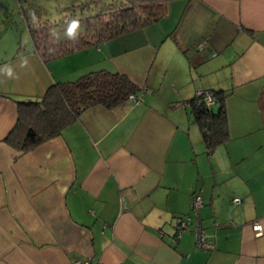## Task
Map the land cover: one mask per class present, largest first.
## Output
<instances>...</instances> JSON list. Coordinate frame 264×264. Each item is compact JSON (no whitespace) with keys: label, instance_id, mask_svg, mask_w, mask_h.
I'll return each instance as SVG.
<instances>
[{"label":"crops","instance_id":"obj_1","mask_svg":"<svg viewBox=\"0 0 264 264\" xmlns=\"http://www.w3.org/2000/svg\"><path fill=\"white\" fill-rule=\"evenodd\" d=\"M99 69L127 74L139 99L89 107L22 153L3 141L16 100ZM207 88L222 90L229 133L211 152L188 106ZM194 194L207 247L192 225L173 238ZM76 261L264 264V0H167L143 28L52 60L0 59V264Z\"/></svg>","mask_w":264,"mask_h":264},{"label":"trees","instance_id":"obj_2","mask_svg":"<svg viewBox=\"0 0 264 264\" xmlns=\"http://www.w3.org/2000/svg\"><path fill=\"white\" fill-rule=\"evenodd\" d=\"M25 12V11H24ZM167 13V0H108L100 5L96 19L86 20L85 32L62 37L57 42L33 26L31 17L24 19L34 41L35 49L44 60H52L102 40L143 28L158 22ZM141 86L127 74L106 69L88 71L74 80L51 83L37 98L16 100L18 118L3 138L18 153L58 135L87 108L100 105L110 108L137 95ZM216 108L203 100V94L188 99V106L201 132L206 151L228 139L226 111L222 90L209 89Z\"/></svg>","mask_w":264,"mask_h":264},{"label":"rangeland","instance_id":"obj_3","mask_svg":"<svg viewBox=\"0 0 264 264\" xmlns=\"http://www.w3.org/2000/svg\"><path fill=\"white\" fill-rule=\"evenodd\" d=\"M108 0H0V59H10L12 56L35 49L34 41L24 19V13L31 17L30 22L40 33L48 32L57 42L62 37L85 32L86 20L96 19L98 8ZM25 11V12H24ZM74 21L80 24L75 34H70ZM55 59V58H54ZM59 59L55 62H58ZM54 71H58L56 63ZM49 65L50 67H52ZM55 66V68H54ZM213 109L216 104H213ZM185 115V110L182 111ZM187 112V110H186ZM190 112L188 113V115ZM190 116V115H189ZM196 123L192 129L199 134ZM192 135V130H191Z\"/></svg>","mask_w":264,"mask_h":264},{"label":"built area","instance_id":"obj_4","mask_svg":"<svg viewBox=\"0 0 264 264\" xmlns=\"http://www.w3.org/2000/svg\"><path fill=\"white\" fill-rule=\"evenodd\" d=\"M201 46H202V43H199L198 47H201ZM196 94H203V100L208 105L214 103L213 96L208 88L199 89L197 90ZM127 98L134 100V101L139 99L138 96L134 93H130L127 96ZM232 201L237 203L240 201V199L233 198ZM202 205H203L202 197L199 194H194L193 199H192L193 213L191 215L182 214V215L177 216L176 218L175 225H174V236H173L174 240L178 239L181 236V234L184 231L188 230L189 226L192 225L197 246L207 247L209 245L208 236L200 224V216H199L198 209ZM251 226L255 232V235H260L262 233V226L260 222L255 221L252 223ZM74 264H86V263L76 261L74 262Z\"/></svg>","mask_w":264,"mask_h":264},{"label":"clouds","instance_id":"obj_5","mask_svg":"<svg viewBox=\"0 0 264 264\" xmlns=\"http://www.w3.org/2000/svg\"><path fill=\"white\" fill-rule=\"evenodd\" d=\"M80 24L78 21H74L73 24L70 27V34H75L77 30L79 29Z\"/></svg>","mask_w":264,"mask_h":264}]
</instances>
